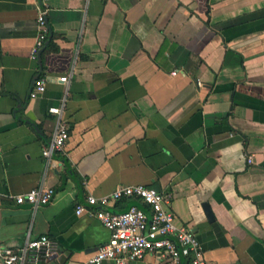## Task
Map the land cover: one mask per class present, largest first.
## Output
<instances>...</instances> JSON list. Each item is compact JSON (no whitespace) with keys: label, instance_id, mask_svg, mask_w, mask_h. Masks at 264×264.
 Segmentation results:
<instances>
[{"label":"crops","instance_id":"crops-1","mask_svg":"<svg viewBox=\"0 0 264 264\" xmlns=\"http://www.w3.org/2000/svg\"><path fill=\"white\" fill-rule=\"evenodd\" d=\"M39 5L0 0V245L46 235L60 249L46 264H86L110 235L76 206L142 185L172 195L206 264H264V0H49L32 60ZM57 119L69 137L47 167ZM39 186L48 205L15 203Z\"/></svg>","mask_w":264,"mask_h":264},{"label":"built area","instance_id":"built-area-1","mask_svg":"<svg viewBox=\"0 0 264 264\" xmlns=\"http://www.w3.org/2000/svg\"><path fill=\"white\" fill-rule=\"evenodd\" d=\"M48 2L49 0H39V11L36 16L37 35L30 54L32 60H36L49 34L46 23ZM176 74L177 70L171 73L173 76ZM58 82L67 84L68 77L58 78ZM45 88V80L37 78L30 98H37L45 92ZM60 111L61 109L56 107L49 109V113L58 117ZM68 137L66 124L57 119L50 131L47 146L41 151L47 167L51 157L63 150ZM251 162V157H247V163ZM53 197V189L39 186L16 196L14 200L17 205L28 204L35 212L38 208L48 205ZM121 199L139 202L148 210L150 217L134 205L121 213L104 209L111 202ZM171 199L170 193L159 192L142 185L123 186L101 197L88 196L84 204L76 206V216L92 209V215L110 236L86 264L103 262L126 264L143 260L147 254H155L159 260L166 261L167 264H182V258L186 264H206L193 231L190 228L176 226L173 215L165 208ZM58 255H60L58 243L46 235L35 239L27 237L17 248L0 245V264H46Z\"/></svg>","mask_w":264,"mask_h":264},{"label":"water","instance_id":"water-1","mask_svg":"<svg viewBox=\"0 0 264 264\" xmlns=\"http://www.w3.org/2000/svg\"><path fill=\"white\" fill-rule=\"evenodd\" d=\"M133 205L135 207H137L138 209H140V210L144 211L145 213H147L148 217H150L148 210L143 205H141L139 202H137V201H135L134 204L129 205V207H127V209H125L123 211H112V212H114V213L125 212V211H127L130 208V206H133ZM104 209L108 210L107 207L104 208ZM203 210H204V213H205L207 219L209 221H212L213 220V215H212L211 210H210V208H209V206L207 204H203ZM181 262H182V264H186V261L183 258L181 259Z\"/></svg>","mask_w":264,"mask_h":264}]
</instances>
